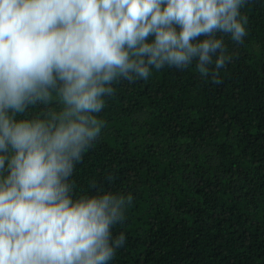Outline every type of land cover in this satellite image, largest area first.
Segmentation results:
<instances>
[{"label":"clouds","instance_id":"9594fccd","mask_svg":"<svg viewBox=\"0 0 264 264\" xmlns=\"http://www.w3.org/2000/svg\"><path fill=\"white\" fill-rule=\"evenodd\" d=\"M247 0H0V264H105L123 197L74 199L68 178L100 133L117 78L150 66L201 73L242 42ZM201 36L205 39H199ZM219 53V55H217ZM55 93V96L53 95ZM43 119L18 120L30 105ZM130 201V198H129Z\"/></svg>","mask_w":264,"mask_h":264},{"label":"trees","instance_id":"16d2710c","mask_svg":"<svg viewBox=\"0 0 264 264\" xmlns=\"http://www.w3.org/2000/svg\"><path fill=\"white\" fill-rule=\"evenodd\" d=\"M240 13L242 42L217 34L222 67L216 55L206 73L196 59L150 66L102 97L103 127L68 183L74 199L125 200L105 264H264V0ZM61 107L30 105L17 119Z\"/></svg>","mask_w":264,"mask_h":264}]
</instances>
